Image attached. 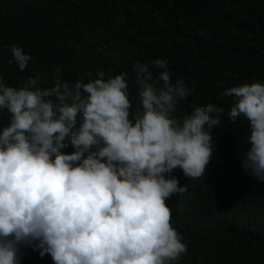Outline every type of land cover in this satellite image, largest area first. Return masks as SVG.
<instances>
[{"label": "clouds", "instance_id": "9594fccd", "mask_svg": "<svg viewBox=\"0 0 264 264\" xmlns=\"http://www.w3.org/2000/svg\"><path fill=\"white\" fill-rule=\"evenodd\" d=\"M8 50L25 71L31 55ZM169 63L133 65L136 112L128 72L69 82L57 66L51 87L31 76L9 86L0 76V116L9 121L0 128V264H22L26 246L53 264H179L188 248L168 201L187 186L173 172L206 175L217 151L212 131L226 113L209 103L177 119L194 89L173 80ZM220 96L233 98L232 123L248 122L241 168L264 184V82Z\"/></svg>", "mask_w": 264, "mask_h": 264}, {"label": "trees", "instance_id": "16d2710c", "mask_svg": "<svg viewBox=\"0 0 264 264\" xmlns=\"http://www.w3.org/2000/svg\"><path fill=\"white\" fill-rule=\"evenodd\" d=\"M12 45L32 57L23 72L10 63ZM161 58L173 80L194 89L177 119L209 103L226 113L212 131L217 151L206 175L173 172L187 186L168 201L172 226L188 248L179 264H264V184L241 168L248 122L232 123L233 98L220 96L264 82V0H0V76L9 86L31 76L51 87L57 66L69 82L101 69L112 77L128 72L136 112L133 65ZM8 122L0 116V128ZM22 257V264H53L34 246L22 247Z\"/></svg>", "mask_w": 264, "mask_h": 264}]
</instances>
